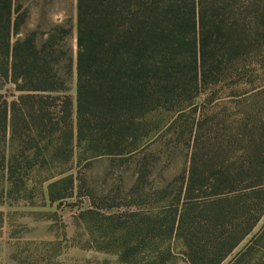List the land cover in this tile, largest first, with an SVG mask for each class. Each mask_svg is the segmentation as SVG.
<instances>
[{
	"label": "trees",
	"instance_id": "1",
	"mask_svg": "<svg viewBox=\"0 0 264 264\" xmlns=\"http://www.w3.org/2000/svg\"><path fill=\"white\" fill-rule=\"evenodd\" d=\"M15 12L14 0H0V206L34 198L28 181L37 168L130 155L150 136L143 135L147 123L157 133L172 113V133L187 125L191 137L190 165L176 200L125 212L92 205L80 215L88 230L104 234L107 246L94 240L98 250L116 253L124 264H165L171 240L203 204L201 195L211 191L210 209L241 193L232 174L240 162L226 166L221 151L218 164L209 146V108L226 83L232 90L250 85L251 95L263 89L256 83L264 78V0H77L75 102L63 77L72 64L62 67L55 57L58 28L42 45L34 34L13 41L23 23ZM3 86L17 93L14 101ZM190 114L191 125L184 120ZM238 128L236 141L250 151L261 141L250 155L263 158L264 115L257 122L240 116ZM77 180L65 172L45 179L47 200H66ZM142 182L138 174L132 193ZM244 191L253 205L258 190ZM259 213L244 237L264 207Z\"/></svg>",
	"mask_w": 264,
	"mask_h": 264
},
{
	"label": "rangeland",
	"instance_id": "2",
	"mask_svg": "<svg viewBox=\"0 0 264 264\" xmlns=\"http://www.w3.org/2000/svg\"><path fill=\"white\" fill-rule=\"evenodd\" d=\"M14 3L15 17L23 18V23L13 41L34 34L42 45L48 34L58 28L55 57L62 67L72 64L70 72L64 68L63 77L75 102L77 0H14ZM260 85L264 86V78L256 83ZM249 86L232 90L229 83L224 84L209 108L214 136L213 145L209 146L218 164L221 151L229 159L226 166L233 165L235 160L240 162L232 174L238 176L234 186L241 193L222 197L221 203L210 209L206 204L211 199V191L201 195L203 204L183 226L180 236L171 240V256L165 264H216L240 240L219 264H264V213L253 232L244 237L254 216L264 207V157L250 155L262 142L257 141L250 151L248 143H240L235 138L240 131V116L248 114L251 121L257 122L264 115V87L258 95H251ZM3 88L8 100L14 101L17 93L10 86ZM173 116L172 113L165 116V124L157 133L147 123L143 135L149 132L150 136L144 137L139 148L126 157L99 156L80 163L74 160L57 162L49 169L37 168L28 181L34 198L2 207L7 224L5 236L0 231V264H16L13 259L8 260L10 253L18 255V264H124L116 253L96 248L98 244L94 240L107 246L102 239L104 234L94 227L88 230L80 215L92 205L107 212H125L160 208L176 200L190 165L191 137L187 125L182 128L185 132L172 133ZM194 118L195 114H190L184 120L191 125ZM259 132L248 129L249 134ZM242 162L245 167H240ZM61 172L78 179L76 188L69 198L52 204L46 198L48 183L44 181L53 175L59 177ZM138 174L143 176V185L132 193ZM249 186L258 190L253 205L245 201L244 190ZM163 190H166L165 199ZM87 238L90 249L84 250L82 246L86 245Z\"/></svg>",
	"mask_w": 264,
	"mask_h": 264
},
{
	"label": "crops",
	"instance_id": "3",
	"mask_svg": "<svg viewBox=\"0 0 264 264\" xmlns=\"http://www.w3.org/2000/svg\"><path fill=\"white\" fill-rule=\"evenodd\" d=\"M3 206H5V205L0 206V231H3L2 235L4 234L3 236H5V232L4 231H5V226L7 224V219H6V214L4 212L5 210H4V208H2ZM3 241H5V240H3ZM85 243H86V245L84 244L82 246V249H84V250L90 249V240H89V238H87V241ZM2 244L4 245V242H2ZM12 259L15 261L16 264H18L19 257H18L17 254H15V253L11 254L10 253V255L8 256V260L11 262Z\"/></svg>",
	"mask_w": 264,
	"mask_h": 264
}]
</instances>
